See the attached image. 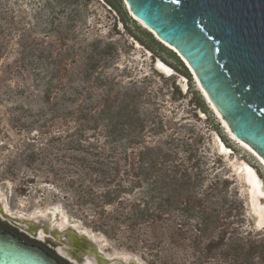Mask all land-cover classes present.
<instances>
[{
    "label": "rangeland",
    "instance_id": "374dc122",
    "mask_svg": "<svg viewBox=\"0 0 264 264\" xmlns=\"http://www.w3.org/2000/svg\"><path fill=\"white\" fill-rule=\"evenodd\" d=\"M9 1L17 20L24 19V24L31 25L34 36H43L39 29L49 13L57 14L55 24L65 21L59 10L65 6L63 2ZM70 9L79 11L73 29L82 47L94 44L100 48L106 45L114 48L113 54L97 66L91 81L97 76L108 77L113 84V94L132 88L141 92L136 110L145 126L136 132V145L126 140L105 145L107 140L102 136L100 144L103 143L106 150L117 148L128 158L132 149L176 154L174 164L183 162L185 169L198 175V195L205 197L206 208L213 209L218 220L227 225L225 245L209 253L207 258L203 255L206 252L203 247L220 235V229H217L212 233L213 237L206 236L198 243L197 251L192 237L185 241L190 246L186 251L177 249L174 255L172 248L167 254L152 251L140 242L141 238L138 240L126 232L124 225L112 221L110 211L114 206H105V213H102L91 203L78 202V190L71 181L77 178L78 170L73 157H82V153L68 148L67 144L80 138V123L76 116L70 118L69 112L72 107L87 105L88 99L82 94L76 103L70 105L73 102H68V110L64 108L57 114L60 118L47 112L39 117L36 111L48 106L40 101V91L26 87L31 80L24 82L0 72V191L7 195L10 208L22 215L54 211L69 223L91 233L102 251L112 257L133 255L144 264H241L245 258L249 259L247 264H264V227H257V215L250 209V185H246L242 173L234 170V165L245 164L255 171L264 186V165L243 147L244 143L232 139L220 116L202 96L182 59L133 17L123 0H77L70 4ZM50 39L49 36L46 38L47 43ZM65 44L71 46L74 41L66 40ZM15 48L13 41L8 47L9 59L15 57ZM4 59L0 60L1 66ZM158 61L169 67L172 75L166 76L158 70ZM74 84L81 88L89 86L79 79ZM174 86L179 93L174 91ZM103 91H95L98 99L96 95L93 99L99 101ZM18 116H22L26 127L13 121ZM93 134V131L84 134L89 145L96 143ZM217 140L224 145L227 154L220 152ZM138 193L139 189L133 196L137 198ZM258 204L264 205V197ZM195 220L190 219L188 223L192 226ZM235 241L243 245L237 252L242 260L237 262L228 249ZM252 245L256 246L255 253L249 251Z\"/></svg>",
    "mask_w": 264,
    "mask_h": 264
},
{
    "label": "trees",
    "instance_id": "16d2710c",
    "mask_svg": "<svg viewBox=\"0 0 264 264\" xmlns=\"http://www.w3.org/2000/svg\"><path fill=\"white\" fill-rule=\"evenodd\" d=\"M57 1L65 4L59 9L64 14V23L55 24L58 19L54 16L57 14L49 13L39 29L43 36L37 37L33 35V27L24 24V19L17 20L10 1L0 0V60L5 58L0 72L21 78L24 82L31 80L26 87L40 91V101L48 106L36 111L39 117L47 112L60 118L61 115L57 114L64 108L68 110V102H73L70 105L76 103L82 94L88 99L87 105H78L76 109L72 107L69 112L70 118L74 115L80 123V138L67 144L68 148L82 153V157H73L78 170L75 173L77 178L71 181L78 190V202L91 203L102 213H105V206H114L110 211L112 221L124 225L126 232L138 240L141 238L140 242L150 250L165 251L166 254L169 248L174 249L173 255L177 249L186 251L190 246L185 241L190 237L196 242L194 247L197 251L203 238L213 237L212 233L220 229V235L203 247L206 251L203 255L207 258L209 253L225 245L228 229L218 220L213 209L206 208L205 197L198 195V175L185 169L183 162L174 164V153L132 149L128 158L117 148L105 149V145L125 140L136 145V132L142 131L145 126V121L136 110L141 92L132 88L113 94V84L108 77L97 76L91 81L97 66L113 54L114 48L110 45L100 48L94 44L82 47L73 29L79 11L69 10L70 4L77 0ZM48 36L51 38L49 43L46 41ZM66 40L74 41V45H66ZM13 41L16 55L9 59L8 47ZM78 79L89 86L81 88L74 84ZM100 89L105 93L98 101L95 91ZM174 91L179 93L176 86ZM95 95L97 99H93ZM94 105L97 110L92 109ZM13 121L26 127L22 116ZM86 131L94 132L92 139L96 140L95 145H89L84 135ZM101 136L107 144H100ZM137 189L140 193L135 198L133 195ZM194 218L195 223L191 226L188 221ZM242 248L243 245H238L236 241L228 245L234 261L242 260L237 253ZM254 248L256 246L252 245L249 251ZM248 261L245 258L241 264Z\"/></svg>",
    "mask_w": 264,
    "mask_h": 264
},
{
    "label": "water",
    "instance_id": "95a60500",
    "mask_svg": "<svg viewBox=\"0 0 264 264\" xmlns=\"http://www.w3.org/2000/svg\"><path fill=\"white\" fill-rule=\"evenodd\" d=\"M123 1L185 61L230 134L264 161V0ZM76 244L92 248L100 264H144L133 255L107 258L85 237ZM0 264L57 263L0 232Z\"/></svg>",
    "mask_w": 264,
    "mask_h": 264
},
{
    "label": "flooded vegetation",
    "instance_id": "af4514ba",
    "mask_svg": "<svg viewBox=\"0 0 264 264\" xmlns=\"http://www.w3.org/2000/svg\"><path fill=\"white\" fill-rule=\"evenodd\" d=\"M53 212L34 215L15 213L9 206L7 195L0 191V232L4 236L38 250L57 264H100L92 248L85 250L76 244L77 239L85 237L90 243L98 245L90 237L92 234L69 223L62 215L54 213L53 216ZM99 249L102 250L100 246Z\"/></svg>",
    "mask_w": 264,
    "mask_h": 264
},
{
    "label": "bare ground",
    "instance_id": "6f19581e",
    "mask_svg": "<svg viewBox=\"0 0 264 264\" xmlns=\"http://www.w3.org/2000/svg\"><path fill=\"white\" fill-rule=\"evenodd\" d=\"M147 30H149V29H147ZM149 31L152 32L151 30H149ZM169 47L170 46H168V48ZM170 49H172V48L170 47ZM157 68L160 69L166 76H170L173 73V71L169 67H167V66H165L163 64H160L159 62L157 63ZM193 78H194V76H193ZM194 81L196 82V85L198 86V89L200 90V92H202L203 97L205 98L206 95L203 92V90L199 87V85H198V83H197V81H196L195 78H194ZM183 82L186 83L185 80H183ZM184 83L182 85L183 87H184ZM206 101H208V103H210L209 100L207 99V97H206ZM210 107H213V106L210 104ZM220 121H222L221 118H220ZM222 125H224V127H226L223 121H222ZM226 131H228L227 127H226ZM232 139H234L233 136H232ZM217 142H218V147H219L220 152L222 154H227V151L225 150L224 145L219 140H217ZM243 147L245 149L249 150L250 153H252V155H254L258 159V161H260V163H262V165H264V161H262V159H260V157L250 147H248L246 144H243ZM234 170L235 171L237 170L238 173H242L243 174V177H244V181L247 182L246 185H248V184L250 185V189H249L250 203H251L250 209H252L254 211V213L257 215V220H256L257 227L263 228L264 227V213H263V211H264V205L263 206H260L258 203H259L260 198L264 197V186L260 183V181H259V179H258V177H257V175L255 173V171L252 168L246 166L245 164H239L237 167H236V165H234ZM53 216H54V213H53ZM90 237H92V235ZM92 239L95 241V239L93 237H92ZM100 251H102V250H100Z\"/></svg>",
    "mask_w": 264,
    "mask_h": 264
}]
</instances>
